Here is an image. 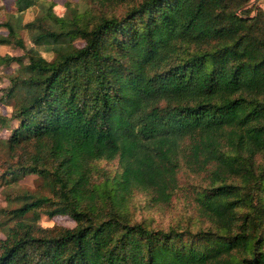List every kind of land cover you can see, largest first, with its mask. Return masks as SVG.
I'll return each instance as SVG.
<instances>
[{
    "label": "trees",
    "instance_id": "trees-1",
    "mask_svg": "<svg viewBox=\"0 0 264 264\" xmlns=\"http://www.w3.org/2000/svg\"><path fill=\"white\" fill-rule=\"evenodd\" d=\"M249 1L85 0L59 16L14 0L0 184L35 174L49 194L2 210L16 222L0 264H264V9ZM137 192L135 207L185 194L196 213L139 220Z\"/></svg>",
    "mask_w": 264,
    "mask_h": 264
},
{
    "label": "rangeland",
    "instance_id": "rangeland-1",
    "mask_svg": "<svg viewBox=\"0 0 264 264\" xmlns=\"http://www.w3.org/2000/svg\"><path fill=\"white\" fill-rule=\"evenodd\" d=\"M55 3L54 11L57 15H65L70 13L69 3L85 5V0H52ZM256 4V5H255ZM262 7L264 9V2L256 3V0H250L246 7ZM40 12V7L35 6L28 9L23 15V20L25 22L31 21L37 16ZM16 14L14 0H0V36L4 37L7 35V31L3 26V22L6 21L7 16L10 14ZM22 36L30 46L31 42L28 38V34L25 31H22ZM78 45H82L81 40L77 41ZM22 51L20 49H14L7 45H0V55L5 54H20ZM47 59L52 58L51 52H42ZM17 67L16 64H11L9 66L2 65L0 66V95L2 89L8 85V75L13 72ZM14 102L11 101L6 104L0 105V114L4 116H10L13 110ZM16 125V122L12 121L9 127L0 126V139H5L9 135L10 127ZM102 165L109 164L107 162H102ZM111 167L115 166L114 163L109 164ZM1 183V181H0ZM20 192H29L32 194H49L48 189L43 182V180L35 174H29L24 176L18 183L11 185H1L0 184V220L7 221L5 226L0 224V238H4L10 227L15 225L16 220L9 218V215L2 211L4 209L8 210L12 207L19 206L22 201L17 195ZM13 197L10 198L9 197ZM18 197V198H17ZM143 194L137 192L133 200V213L136 218L139 220L145 217H154L155 223L158 225H166L172 218L181 217L184 215H195L196 207L189 203V199L183 195H178L174 198L172 204L162 209H154L153 207H148L147 209H142L140 207H135L134 203L143 199ZM2 212V213H1ZM1 222V221H0ZM42 227L50 228L53 232H60L64 229L73 227L75 222L73 219L66 215H57L54 217H48L45 214H42L39 222Z\"/></svg>",
    "mask_w": 264,
    "mask_h": 264
}]
</instances>
